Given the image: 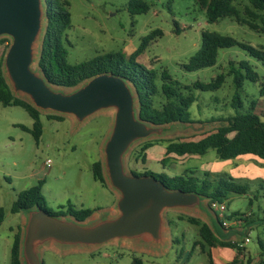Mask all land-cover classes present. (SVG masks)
Returning a JSON list of instances; mask_svg holds the SVG:
<instances>
[{
  "label": "rangeland",
  "instance_id": "obj_1",
  "mask_svg": "<svg viewBox=\"0 0 264 264\" xmlns=\"http://www.w3.org/2000/svg\"><path fill=\"white\" fill-rule=\"evenodd\" d=\"M68 1L71 28L66 31L64 41L69 63H82L109 52L123 51L130 55L147 35L161 30L162 36L150 43L138 57V61L158 73L159 88L162 85L160 75L166 70L172 79L178 82L183 95L193 94L196 97V102L189 108L193 123L160 126L158 128L164 131L161 135L135 143L124 159L126 172L143 174L145 171H152L172 177L192 170L200 177L209 173L215 178L227 179L239 172L236 169L237 164L240 166L249 163L251 166L243 172L244 176L248 173L247 177L237 179L238 183L247 186L248 193L245 196L229 195L226 200V214L230 217L253 214L246 220L249 224H255V229L250 235L252 243L248 246L258 248V238L264 241V230L258 225L259 220L264 217L263 164L245 162L239 157L220 159L213 149L202 156L171 158L164 164L162 159L165 157V145L168 141L198 140L214 131L220 124L218 120L227 119L237 111L249 112L253 102L256 103L254 112L264 119V95H261L264 62L252 58L239 47H232L220 50L214 67L194 72H188L184 68L191 57L200 50L203 31L231 36L263 52L264 34L229 18L213 24L208 23L205 11L197 0H143L148 4L149 10L140 14L130 9L131 0ZM230 1L240 11L243 19L249 18L245 12L249 6L248 0ZM257 14L258 18L254 21L264 25V15L259 12ZM44 26L46 27V21ZM41 42L42 37L37 45L38 52ZM8 43L10 44L9 39L8 42H0V45L5 47L3 55L7 51ZM38 59L39 53L32 68L41 74L37 65ZM242 61L249 62L259 79L256 82L244 81L239 90L242 107L235 109L232 107L236 92L233 72ZM221 74L225 75V78L220 88L203 91L195 87L197 83L215 82ZM8 82L10 84L9 80ZM130 86L136 95L134 87L131 84ZM53 87L65 93L76 89ZM13 93L17 98L31 102L26 95ZM155 102L158 106L166 102L161 91ZM136 110L138 112L137 99ZM41 113L43 134L37 144L31 133L17 126L32 128L33 120L26 110L18 106L4 107L0 104V207L6 213L0 226V264H11L14 237L17 233L23 235L24 232L25 223L22 224L21 213L12 214L10 209L20 192L35 186L40 180L45 181L42 188L43 197L54 214H66L70 205L76 210L90 208L98 211L84 222L87 224L97 221L100 215L117 201L118 192L111 186L107 173L106 187L94 180L92 172L95 162L105 163L104 148L112 132L116 110H103L84 122H77L74 116L51 111ZM47 115H58L62 120L48 119ZM148 141L156 144L148 149L146 163H143L140 158L141 146ZM47 160L52 162L50 167L46 166ZM254 174L259 179L252 181L251 176ZM202 207L213 214L208 200L203 202ZM199 214L183 209L166 211L165 223L170 224L177 242L168 240L159 250V254H145L148 253V248L133 247L126 241L113 240L101 245H65L58 249L47 245L41 249L42 260L44 264H132L133 258L138 257L143 259L144 264H181V256L188 259L183 264H210L207 257L209 248H201L199 245L202 243L199 228L187 220V217L201 218ZM180 217H183V220ZM62 218L75 221L70 216ZM217 226L220 229L218 224ZM246 233L248 234L249 230Z\"/></svg>",
  "mask_w": 264,
  "mask_h": 264
},
{
  "label": "trees",
  "instance_id": "obj_2",
  "mask_svg": "<svg viewBox=\"0 0 264 264\" xmlns=\"http://www.w3.org/2000/svg\"><path fill=\"white\" fill-rule=\"evenodd\" d=\"M197 1L205 11L208 23L213 24L229 18L239 24L247 25L257 33L264 34V25L257 24L254 21L258 18L257 12L264 15V0H248L249 6L245 9V12L250 19H243L240 11L231 4L230 0ZM129 6L132 12L136 14L146 13L149 10L148 4L143 0H131ZM69 7L68 0H46V27L37 65L50 85L63 89H73L97 75L112 74L125 79L134 87L137 95L139 117L143 121L154 126L193 123L189 108L196 102L195 95H183L178 82L174 81L166 70H163L160 75L162 85L159 88L157 85L158 73L138 61V57L145 52L150 43L162 36L163 32L161 30H155L147 35L141 45L130 55L123 51L109 52L82 63L71 64L68 61V51L65 48L64 41L66 31L71 28ZM201 37L202 46L200 50L191 57L189 63L184 67L188 72L214 67L217 64L220 50L232 47H239L252 58L264 62V52L261 49L241 43L231 36L213 31H203ZM1 41L8 42V39L2 38ZM3 62L4 56L0 61V104L4 107L18 106L26 110L33 120L32 128L24 125L17 126L23 131L31 133L35 142L39 144L43 134L42 113L31 103L14 96L5 78ZM233 76L236 92L232 107L239 109L242 107L239 90L242 88L244 81L256 82L259 77L248 61L240 62L239 67L233 72ZM224 78L225 75L221 74L215 82L197 83L195 87L203 91L218 89L223 84ZM160 91L166 102L158 106L155 98ZM261 95H264V82L262 83ZM255 106L256 103L253 102L249 112L240 113L237 111L235 115L227 119L218 120L220 124L217 128L198 140L168 141L165 145L163 164L169 162L171 157L202 156L210 149L215 150L218 157L224 160L235 159L243 155H253L264 160V120L262 116L254 112ZM47 117L48 119L62 120V117L58 115H47ZM154 144L156 143L148 141L141 146L142 154L140 158L143 163H146L148 149ZM92 172L94 180L107 187V179L101 161L93 164ZM132 173L136 176H154L171 190L195 193L209 202L218 201L222 203L226 202L229 195L245 196L248 193L247 186L238 183L237 179L233 177L227 179L215 178L209 173H204L200 177L192 170H187L181 175L172 177L152 171H145L143 174ZM44 182V180H40L35 186L20 192L10 212L19 214L31 209H40L52 216H70L78 222H85L96 211L90 208L76 210L70 205L66 214H54L43 197ZM5 217V210L0 207V226ZM180 219L183 220V217H180ZM187 220L199 228V236L202 241L199 245L201 248L205 246L209 248L207 255L210 264H213L210 253V249L213 247H228L236 250L238 254H242L243 248L239 247L236 242L219 239L207 223L195 217H187ZM259 221L264 226V217ZM21 245L22 235L17 233L11 249V264H22ZM258 246L261 256L264 257V241L259 239ZM248 263H250V260ZM132 264L144 263L142 259L135 257ZM231 264H244V262L235 259Z\"/></svg>",
  "mask_w": 264,
  "mask_h": 264
},
{
  "label": "water",
  "instance_id": "obj_3",
  "mask_svg": "<svg viewBox=\"0 0 264 264\" xmlns=\"http://www.w3.org/2000/svg\"><path fill=\"white\" fill-rule=\"evenodd\" d=\"M46 15V0H0V39L10 40L3 62L5 78L12 86V93L26 95L40 112L70 115L77 122H84L103 110H116L112 132L104 148L103 170L118 192L117 213L112 216L105 212L97 221L87 224L62 218L66 216H52L40 209L22 212L26 218L22 264H44L41 249L47 245L58 249L65 245L92 246L123 240L161 249L166 244L165 212L172 209L199 212L209 219L214 234L225 239L219 222L202 207L207 199L195 193L171 190L154 176L126 172L124 159L130 148L164 131L139 117L137 95L125 79L101 74L65 93L56 90L42 74L33 70L38 53L40 57L37 45L41 37L43 40Z\"/></svg>",
  "mask_w": 264,
  "mask_h": 264
},
{
  "label": "crops",
  "instance_id": "obj_4",
  "mask_svg": "<svg viewBox=\"0 0 264 264\" xmlns=\"http://www.w3.org/2000/svg\"><path fill=\"white\" fill-rule=\"evenodd\" d=\"M4 51H5L4 45H0V60L4 56L3 55ZM164 156H165V153H164ZM250 156H253V155H243V156H239V158L244 159L245 162L254 161V162H256V164H260V165L263 164L264 165V160L253 156V157H255V158L260 160V161H257V159H252V157H250ZM188 157H193V156H188ZM171 158L172 159H177L176 157H171ZM250 159H252V160H250ZM250 166L251 165L249 163H247V164L245 163V164H242L240 166L237 164L236 165V167H237L236 169H238L239 172H237L236 174H233V178L238 179V180L240 178H246L248 173L245 174V176H244L243 172L246 169H249ZM252 169H254V168H252ZM251 177H252V179H251L252 181L259 179V178L255 177V174L252 175ZM117 199H118V196H117ZM115 205H116V202L112 206H110L108 209H106V212H108L112 216L115 215L116 214ZM113 210L115 212H113ZM96 212L98 213V211H95L94 215H95ZM195 212H197V211H195ZM199 215L201 216V218H198V219H200L203 222L207 223L209 225V227L212 229V231L214 232V230H213V228L211 226V222L209 221V219L207 217H205V216H202L201 214H199ZM252 215L253 214L251 213V216ZM211 216H212V218L215 221L217 220L214 214L211 213ZM21 219L23 221L22 224H24L25 221H26L24 213H21ZM258 225H259V228L262 227L263 230H264V226L261 224V222ZM254 229H255V224H253V222H251L250 224H249V222H247L245 225L241 226L238 229H232V230H229V231H225V230L222 229L221 235L224 236L225 239H221L220 238L221 240H228V241H231V242L236 241V242L241 244V243L244 242L246 237H249L250 238V242L243 246L242 254H238V252L236 250L228 248V247L217 246V247L211 248L210 249V253H211L212 263L213 264H231L235 259H239L240 261L243 260L244 264H264V257L261 256V252H260L259 246H258V248L257 247H249L248 246L250 243H252V238H251L250 235H251L252 230H254ZM247 230H249L248 234L246 233ZM165 231L167 233L166 234V238H165L166 242L168 240L170 242H172L173 240L175 242H177V240L175 239L174 235L172 234V230H171L170 224H166ZM263 233H264V231H263ZM170 234H171V236H170ZM259 239L260 238H258V241H259ZM131 245L133 247H137L138 246V247L148 248V253H145V254H159V250L162 249V248L161 249H154L152 247H148V246H144V245L140 246V245H137V244H131ZM179 258L181 259V264H183L185 262V260H188L187 257L185 258V257H181L180 256ZM208 260H209V258H208ZM249 260H250V263H248ZM142 261H143V259H142Z\"/></svg>",
  "mask_w": 264,
  "mask_h": 264
},
{
  "label": "built area",
  "instance_id": "obj_5",
  "mask_svg": "<svg viewBox=\"0 0 264 264\" xmlns=\"http://www.w3.org/2000/svg\"><path fill=\"white\" fill-rule=\"evenodd\" d=\"M1 42V39H0ZM51 160L46 161V166L50 167L51 166ZM209 202V201H208ZM209 208L215 215L217 221L225 231H229L232 229H238L241 226L245 225L247 223V219L251 216V213L248 214H239L236 217H230L226 214L227 211V205L226 202H209ZM236 242V241H234ZM250 242V238L246 237L243 243H238V246L243 248L244 245Z\"/></svg>",
  "mask_w": 264,
  "mask_h": 264
}]
</instances>
